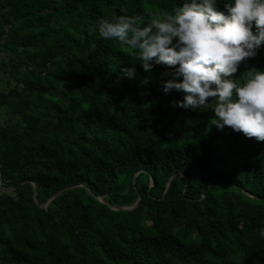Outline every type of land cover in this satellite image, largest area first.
<instances>
[{"label": "trees", "instance_id": "trees-1", "mask_svg": "<svg viewBox=\"0 0 264 264\" xmlns=\"http://www.w3.org/2000/svg\"><path fill=\"white\" fill-rule=\"evenodd\" d=\"M183 2L0 0V264H264V141L211 124L213 98L173 106L172 69L99 35ZM251 67L264 44L232 78Z\"/></svg>", "mask_w": 264, "mask_h": 264}, {"label": "clouds", "instance_id": "clouds-1", "mask_svg": "<svg viewBox=\"0 0 264 264\" xmlns=\"http://www.w3.org/2000/svg\"><path fill=\"white\" fill-rule=\"evenodd\" d=\"M216 8V0H184L172 12L145 9L141 16L99 18V35L116 39L137 53L145 71L153 64L172 71L163 82L165 93L182 92L172 101L183 109L211 107V124L230 127L247 138L264 141V70L248 68L238 81V66L256 56L264 44V0H230ZM122 76L135 77L134 67H121ZM147 83V78L142 81ZM264 237V228L259 230Z\"/></svg>", "mask_w": 264, "mask_h": 264}, {"label": "water", "instance_id": "water-1", "mask_svg": "<svg viewBox=\"0 0 264 264\" xmlns=\"http://www.w3.org/2000/svg\"><path fill=\"white\" fill-rule=\"evenodd\" d=\"M0 178H1V172H0ZM133 181H134V180H133ZM151 183H152V182H151ZM169 183H170V180H168V183H167L166 189L168 188ZM55 195H56V194H53L52 197H54ZM52 197H51V198H52ZM51 198H50V199H51ZM98 198H99V200H101L102 202H104V203L106 202V201L104 200L103 197L99 196ZM50 199H49V200H50ZM34 200L36 201V198H35V197H34ZM49 200H48V201H49ZM138 200H139V197H138L137 200H136L132 205H130V206L113 207V208H116V209H125V210H126V209H131V208H133V207L138 203ZM44 205H45V204H43V205H41V206H44Z\"/></svg>", "mask_w": 264, "mask_h": 264}, {"label": "built area", "instance_id": "built-area-1", "mask_svg": "<svg viewBox=\"0 0 264 264\" xmlns=\"http://www.w3.org/2000/svg\"><path fill=\"white\" fill-rule=\"evenodd\" d=\"M10 187H8V188H6L7 190L9 189ZM1 189H3V186H2V182H1V180H0V190ZM10 190H11V188H10Z\"/></svg>", "mask_w": 264, "mask_h": 264}, {"label": "rangeland", "instance_id": "rangeland-1", "mask_svg": "<svg viewBox=\"0 0 264 264\" xmlns=\"http://www.w3.org/2000/svg\"><path fill=\"white\" fill-rule=\"evenodd\" d=\"M8 190H10V188Z\"/></svg>", "mask_w": 264, "mask_h": 264}]
</instances>
